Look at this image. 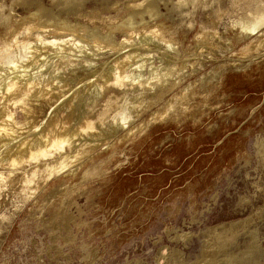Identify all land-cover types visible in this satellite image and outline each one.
Wrapping results in <instances>:
<instances>
[{
    "label": "clouds",
    "instance_id": "1",
    "mask_svg": "<svg viewBox=\"0 0 264 264\" xmlns=\"http://www.w3.org/2000/svg\"><path fill=\"white\" fill-rule=\"evenodd\" d=\"M148 2L111 0L101 9L49 0L60 6L16 16L0 0V264H42L53 235L65 239L72 264H84L90 249L103 264H130L127 248L152 253L178 218H210L216 201L198 209L192 192L159 189L142 235L124 244L112 229L96 235V195L140 160L157 129L179 136L185 126L189 135L218 128L211 121L224 107L226 80L264 70V0H170L171 22L144 12ZM262 107L264 99L247 119ZM247 119L234 129V162L221 174L243 172L255 196L264 191V120L245 128ZM53 222L61 223L56 232L48 231ZM221 235L207 233L202 251L225 243Z\"/></svg>",
    "mask_w": 264,
    "mask_h": 264
},
{
    "label": "rangeland",
    "instance_id": "2",
    "mask_svg": "<svg viewBox=\"0 0 264 264\" xmlns=\"http://www.w3.org/2000/svg\"><path fill=\"white\" fill-rule=\"evenodd\" d=\"M63 2L60 0L61 4ZM2 3L10 6L16 16L40 9L55 11L60 6L51 5L49 0H2ZM109 3L111 0H88L85 6L106 9ZM143 11H151L165 22L172 20L170 0H149ZM225 91L227 98L221 114L214 113L211 121L218 124V128L211 131L198 128L191 130L189 135L190 130L185 126L179 136L173 135L168 128L157 129L140 160L125 170L127 174L116 176L111 185L96 195V214L101 217L95 225L96 235L102 236L106 229H112V235L118 237L117 244L127 243L143 234L148 227L144 220L153 211V198L159 189L184 195L192 192L198 209L204 200L216 201L210 218L203 224L199 216H194L191 221L178 218L167 238L152 253L145 256L143 245L127 248L124 255L129 256L130 264H159L161 260L164 264H203L207 259L213 264L217 261L222 264H264V191L253 196L255 190L243 179V172L239 176H234L232 171L221 174L225 166L231 168L230 161L239 136L234 129L241 128L250 108L264 99V70L258 74L230 76L225 82ZM257 120H264V107L247 119L243 127H249ZM228 132L232 135L217 146V140ZM165 136L170 139L160 145ZM217 175L221 176L219 184L215 179ZM186 180H191V184L182 188ZM165 185L169 186L165 188ZM152 219L155 221V217ZM60 228V222H53L48 231L56 232ZM201 228L206 231L201 233ZM212 231L222 234L225 243L217 245L211 252L202 251L201 241ZM65 243L60 235L45 237L44 252L39 257L42 264H72L75 257L66 254ZM33 245L38 246L36 240ZM163 248H167V256L161 254ZM101 255L102 252L95 249L81 253L84 264H103ZM136 256L142 258L132 259Z\"/></svg>",
    "mask_w": 264,
    "mask_h": 264
}]
</instances>
